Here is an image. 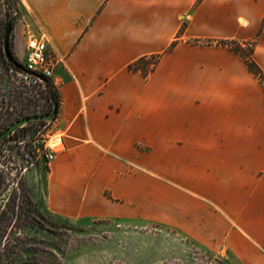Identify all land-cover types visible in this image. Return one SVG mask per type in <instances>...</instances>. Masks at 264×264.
<instances>
[{
	"label": "crops",
	"instance_id": "1",
	"mask_svg": "<svg viewBox=\"0 0 264 264\" xmlns=\"http://www.w3.org/2000/svg\"><path fill=\"white\" fill-rule=\"evenodd\" d=\"M20 1L16 56L32 33L57 60L62 150L29 185L43 208L222 239L231 264H264V87L207 43L253 40L264 72V0ZM150 55L147 76L129 68Z\"/></svg>",
	"mask_w": 264,
	"mask_h": 264
},
{
	"label": "rangeland",
	"instance_id": "2",
	"mask_svg": "<svg viewBox=\"0 0 264 264\" xmlns=\"http://www.w3.org/2000/svg\"><path fill=\"white\" fill-rule=\"evenodd\" d=\"M13 2L10 10L14 17L10 37L12 45L18 32L17 21L21 9L20 0ZM4 10V0H0V13ZM210 43L214 44V41ZM253 43V40L244 42L245 53L249 54ZM34 113L38 116L47 114V87L40 78L16 71L0 58V125L13 121L19 115ZM23 126L12 134V137L20 136L18 139L21 141L15 138L6 146H1L0 150V173L3 170V181L0 183V240L7 262L231 264L222 239L202 242L181 229L157 223L133 228L101 221L71 222L46 211L35 194L33 196L45 214L44 226L38 231L26 227L25 222L30 216H26V211L22 213L12 206L14 195L18 192L16 182L25 178L28 185L39 186L41 190L47 172L41 146L52 131V121L38 120ZM30 138L35 139V147ZM211 207L218 209L216 204H211ZM239 222L248 225L244 218ZM22 247L33 248V252H22Z\"/></svg>",
	"mask_w": 264,
	"mask_h": 264
},
{
	"label": "trees",
	"instance_id": "3",
	"mask_svg": "<svg viewBox=\"0 0 264 264\" xmlns=\"http://www.w3.org/2000/svg\"><path fill=\"white\" fill-rule=\"evenodd\" d=\"M13 1L14 0H4L5 10L3 13H0V58H2V61L8 67H11L14 70L19 71V72H24L30 76L36 77L35 75L36 73L32 71H28L25 67H23L22 69H19L15 65L14 63L15 60L17 62H20V61L17 59L16 55L14 54L11 40H9L8 47H9L10 53L13 56L14 61L12 62L7 61L5 58L4 52H3V36H4V29H5L6 22L8 20H10L12 24L14 22V17L11 16V12H10L11 6L14 3ZM212 41H214L216 45L226 46L230 48L231 50L235 51L236 53L240 54L248 70L255 77H257L259 82L264 87V72L257 65V63L252 59L253 46L251 49H249V54H247L245 53V48L243 47L244 43L231 40V39H215V40H209L207 41V43H210ZM159 58H160L159 55H150V56L141 57L135 62L131 63L129 65V68L135 71H139L143 76H147L150 72L153 71V69L155 68L156 64L159 61ZM42 81L44 85L47 87V114L46 115L51 113L53 110L55 111L53 117L49 120V121H52L58 112V108L60 104L59 95H58V92H57V89L54 83L52 82L50 78L43 77ZM46 115L38 116L35 113L27 114V115H19L13 121L7 124H4V125L1 124L0 126H2V129L0 130V150H1V146H6L8 142L12 141L13 139L15 140V138L17 139L18 142L21 141L20 139H18L20 138V136L12 137V134L15 132L16 129L20 127L23 128L24 124H28L30 122H35L38 120L39 121L46 120L45 119ZM34 140L35 139L30 138V141H33V145L35 147ZM30 141L28 140V143H30ZM41 149H42V146H41ZM31 151H33V149ZM2 181H3V170L0 173V183L1 184H2ZM16 183H17L18 192H16L12 200L13 208H15L16 210L22 211V213L24 210L26 211L25 212L26 216L27 215L30 216L29 219L26 220L25 222L26 227L35 229L36 231H38L39 229H42L44 226L43 224H44L45 214L43 213L37 200L33 198L26 179L25 178L22 180L20 179ZM32 249L33 248H30V247L29 248L22 247L21 251L28 253V252H33L31 251ZM0 264H12L6 261V257L4 254V247L1 246V240H0ZM27 264H32V263L29 262Z\"/></svg>",
	"mask_w": 264,
	"mask_h": 264
},
{
	"label": "built area",
	"instance_id": "4",
	"mask_svg": "<svg viewBox=\"0 0 264 264\" xmlns=\"http://www.w3.org/2000/svg\"><path fill=\"white\" fill-rule=\"evenodd\" d=\"M23 61L27 70L50 79L57 62L55 53L47 46L46 39L42 35L34 34L28 35L25 39ZM61 150V134L50 131L48 140L42 146L45 161L47 163L52 161Z\"/></svg>",
	"mask_w": 264,
	"mask_h": 264
},
{
	"label": "water",
	"instance_id": "5",
	"mask_svg": "<svg viewBox=\"0 0 264 264\" xmlns=\"http://www.w3.org/2000/svg\"><path fill=\"white\" fill-rule=\"evenodd\" d=\"M11 31H12V24H11V21L8 20L6 22V26H5V31H4V38H3V50H4V53H5V56H6V59L10 62L14 61L11 53L9 52V49H8V43H9V37H10V34H11ZM15 65L19 68V69H22L23 66L18 63L17 61H14ZM54 110L49 113L48 115L45 116L46 119H51L54 115Z\"/></svg>",
	"mask_w": 264,
	"mask_h": 264
},
{
	"label": "flooded vegetation",
	"instance_id": "6",
	"mask_svg": "<svg viewBox=\"0 0 264 264\" xmlns=\"http://www.w3.org/2000/svg\"><path fill=\"white\" fill-rule=\"evenodd\" d=\"M11 24H12V22H11ZM6 26V25H5ZM12 30H13V24H12ZM4 31H5V29H4ZM12 36V31H11V34H10V37ZM10 37H9V40H10ZM3 38H4V36H3ZM9 44V43H8ZM13 46V51H14V45H12ZM8 49H9V47H8ZM3 52H4V50H3ZM10 52V51H9ZM14 54H15V52H14ZM4 55H5V53H4ZM12 55V54H11ZM16 55V54H15ZM13 57V56H12ZM17 57V56H16ZM5 58H6V56H5ZM17 59H18V57H17ZM7 60V59H6ZM19 60V59H18ZM8 61V60H7ZM16 61V60H15ZM10 62V61H9ZM18 63H20L23 67H25V65H24V61H23V57H22V59H21V62H18ZM26 68V67H25ZM29 71V70H28ZM36 75V77L37 78H40L41 80H42V78H43V76H40V75H37V74H35ZM46 119V118H45ZM48 122H49V119H46Z\"/></svg>",
	"mask_w": 264,
	"mask_h": 264
}]
</instances>
